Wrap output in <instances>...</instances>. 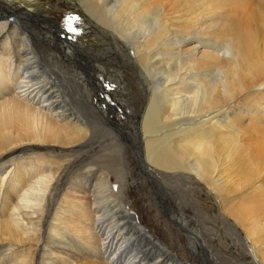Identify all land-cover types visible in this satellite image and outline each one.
I'll return each mask as SVG.
<instances>
[{
    "label": "bare ground",
    "instance_id": "obj_1",
    "mask_svg": "<svg viewBox=\"0 0 264 264\" xmlns=\"http://www.w3.org/2000/svg\"><path fill=\"white\" fill-rule=\"evenodd\" d=\"M79 2L124 43L146 83L142 142L122 130L158 175L167 216L183 219L180 195L198 204L189 194L198 182L220 204L229 235L264 264V0ZM14 8L33 15L24 0H0V264H37L39 252L40 264H179L112 183L132 175L125 135L103 127L94 105L79 104L73 72L37 54L42 40ZM99 58L82 67L95 80L104 71ZM49 149L63 152H38ZM84 154L103 170L72 174Z\"/></svg>",
    "mask_w": 264,
    "mask_h": 264
},
{
    "label": "rangeland",
    "instance_id": "obj_2",
    "mask_svg": "<svg viewBox=\"0 0 264 264\" xmlns=\"http://www.w3.org/2000/svg\"><path fill=\"white\" fill-rule=\"evenodd\" d=\"M24 3L31 5L33 15L27 16L22 10L14 8L17 10L15 16L20 17L22 23L42 40L35 43L37 54L42 56L41 51H47L54 61L60 62V69L71 70L74 74L73 81L77 78V85L80 86L82 102L79 104H82L85 110L89 108V103L90 106L94 105L95 114L103 127L115 131L117 135H125L132 175L128 177L126 184L114 179L112 183L116 188H122L120 197L130 213L136 214L139 223L155 240L160 241L164 249L177 257L175 260L179 264H257L252 245L246 243L244 246L236 236L229 235L220 204L214 195L198 182H195L197 191L189 193L198 204L187 206L179 193L185 205L184 211L180 212L183 219L167 216L169 203L165 201L153 179L158 175L144 169L137 152L138 147L129 143L127 134L122 130L125 129L142 142L139 117L140 111L144 110L147 104L146 83L142 82L140 72L137 71L131 53L124 43L94 24L83 12L79 0H24ZM75 45L78 47L75 48ZM95 58L100 59L97 64L104 70L102 75L97 73L100 79L96 77V80L95 71L90 69L93 73L88 72V69L86 72L82 68L86 63L93 66ZM49 71L53 74L51 66ZM64 75L67 76V73ZM88 75L91 80H95L99 91L92 87ZM38 152L61 154L63 150L49 149ZM91 158L93 154L76 156L71 164V173L77 175L88 169L103 170L102 163L98 160L92 161ZM68 182L69 177L65 176L59 193L66 189ZM161 188L166 187L162 185ZM166 194L171 197L169 193ZM54 206L53 203L51 212L54 211ZM195 214L198 215V223L192 220ZM51 217L52 213H49L48 219ZM193 246L199 249L196 254ZM147 249H151V254L156 251L151 246ZM42 256L39 252L37 264H40ZM149 264H152V261Z\"/></svg>",
    "mask_w": 264,
    "mask_h": 264
}]
</instances>
